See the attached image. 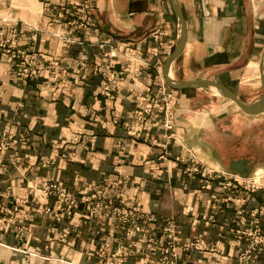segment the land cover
Returning a JSON list of instances; mask_svg holds the SVG:
<instances>
[{"label":"crops","instance_id":"1","mask_svg":"<svg viewBox=\"0 0 264 264\" xmlns=\"http://www.w3.org/2000/svg\"><path fill=\"white\" fill-rule=\"evenodd\" d=\"M177 4L185 44L172 78L211 80L243 104L256 103L263 93L264 0ZM81 6L96 32L80 26ZM6 27L19 32L17 49L42 69L19 76L22 60H12L6 45L0 49V139L12 136L0 154V264H108L97 251L102 240H118L115 215L90 218L77 203L73 216L57 221L44 213L55 206L41 190L46 181L77 198L105 185L122 190L140 211L128 220L144 228L145 212L172 220L177 264H264L256 249L241 263L248 251L244 228L255 219L245 215L264 204V191L249 195L242 218L232 199L240 188L223 194L228 201L216 200L221 183L201 181L212 172L264 175L256 154L264 144V113L248 116L210 89L175 91L164 83L163 66L181 30L169 0H0V29ZM111 70L117 81L106 96ZM161 85L175 95L171 130L164 114L140 118L147 89ZM190 160L201 174L184 173ZM140 245L123 251V264L146 263Z\"/></svg>","mask_w":264,"mask_h":264},{"label":"rangeland","instance_id":"2","mask_svg":"<svg viewBox=\"0 0 264 264\" xmlns=\"http://www.w3.org/2000/svg\"><path fill=\"white\" fill-rule=\"evenodd\" d=\"M0 33H2V36L0 37V49L4 48V45H6L7 46L6 48L9 51L8 55H10V58L12 60H19V59L22 60L19 66V69H20L19 76H25L24 78H26L27 76H30V75L32 76L37 75L38 72L42 69L41 64H36L33 58H30L29 56L28 57L25 56V53H26L25 51H21L17 49L18 47L17 40H18L19 32L17 30H14L12 27H6V31H3L2 29H0ZM15 58H18V59H15ZM82 67H85L84 63L82 64ZM26 69L28 71L27 73L26 72L24 73L23 71ZM109 72L110 74H109L108 81L103 82V90H104V85H107L109 87V92H110L111 84L115 83L117 79L112 82V80L110 79V75H111V72H114V71L111 70ZM109 92H108V96H109ZM207 92H210V91H207ZM105 95H106V92H105ZM144 104L145 102H143V106ZM144 117H145L144 115L140 114V118H144ZM262 135L264 136V128L262 129ZM11 137L12 136H6L5 134H3L0 139V144L3 143V141L6 139L10 145ZM3 152H0V154ZM256 154L257 155L260 154L261 158L264 160V144L262 145V149L258 150ZM182 162L184 163V161ZM188 164L190 165L188 167L185 166L186 168L184 170V173H186L187 175H194V176L196 174H201L200 170L202 168L194 160L193 161L190 160ZM0 173H1V168H0ZM205 176L206 177H204L203 175V177H201V181L203 182V184H205L206 187L210 186L214 182L221 183L222 185V186L218 185V187L221 188V191L219 190L218 192H215L212 194L216 200L223 199L221 197H218V195H222V197H225L224 195L226 193H231L229 190H232L231 188H233L234 190L233 185H236L237 188H240L241 190L240 192H236L238 191V189L237 190L235 189L234 192L236 193L235 195L237 198L232 197V199L233 200L238 199V202H237L238 205H236V208L238 206L237 215L242 218H243L242 207L246 204L249 198V195L256 191H264V175H261V173H259V175L257 176H250V178H242L238 176H226L224 174L213 173V172ZM44 183L45 182L41 184V190H42V185ZM227 184H230V188L226 187ZM222 188L224 189L223 191H222ZM99 192L103 195V197H101L102 199L93 200V201H90L89 203H80V198L75 197L73 194L72 196L76 198L77 203L84 204L86 206L87 214L90 218H96L97 216L111 218L113 215H115V222H117V226L120 228L121 234L118 240L116 238H113V240H109V241L102 240L100 242L99 249L97 251V256L100 258L101 261L104 260L105 262H108V264H123L125 263V256H123V251L127 247L135 248L134 244L135 246L136 244H139V245L141 244L140 246H145V262H146L145 264H150V262H152L153 264H177L178 263V259L176 256L177 241L175 240V237H174L177 234V230L172 220L163 219V218L158 219L154 217L152 213L145 212V228H144L143 224H140L136 221L132 222L131 220H128L129 216L140 214V211L138 210L139 209L138 206H135L132 203L126 202L127 200L124 199L125 195L122 190L118 192L117 189L115 190L113 186L105 185V186L100 187V189H96V190H92L88 192L86 194V197L93 195V194H98ZM110 194L112 195V197L110 196ZM53 198L55 199V197ZM260 198L264 200V193L260 195ZM116 199L119 200V202H117V205L115 206ZM227 199H228L227 197L224 198V200L228 201ZM126 203H128V205H125ZM99 204L102 207L100 209H96L95 211H93L94 207ZM55 206H56V199H55ZM54 207H46V208L53 209ZM45 209H44V213H45ZM74 209H73V213L71 216H73L74 214ZM245 212H248V211H245ZM249 214L254 216L255 219L252 220V218H250V221L251 220L253 221L251 223V226L248 224V226L246 225V227L244 228V232L245 234H247L245 236L247 241L244 242V245L245 247H247V249L253 248L256 245V251L258 253H263L264 252V231H263L264 230V204L260 208L253 210L252 214L251 212H248L246 213L245 216L247 217L249 216ZM46 215H50V214H46ZM71 216H64L60 220H57L55 218V220L61 221L64 218H68ZM153 220L155 222H153ZM135 227H140L141 230H143V232L133 233L132 236H126L127 230L131 231ZM260 230H261V233L260 235H258V232ZM150 232L157 233V238H154V237L149 238L147 234ZM143 235L145 238L142 237ZM135 237H137L136 240H134ZM258 238L260 239L262 238L261 243H259ZM255 240H256V244L254 243ZM104 244H108L109 247L104 248L103 249L104 253H102L101 249ZM115 246L116 248L114 249ZM251 259H253V256H251L250 254L243 255L241 256V263L249 262L251 261Z\"/></svg>","mask_w":264,"mask_h":264},{"label":"built area","instance_id":"3","mask_svg":"<svg viewBox=\"0 0 264 264\" xmlns=\"http://www.w3.org/2000/svg\"><path fill=\"white\" fill-rule=\"evenodd\" d=\"M78 13L80 14L79 20L81 22L80 26L85 28L93 29L95 30V25L92 22L89 12L86 7L81 6L79 9H77ZM2 36V33H0V37ZM154 41L158 42V45L163 48L161 40H160V34L154 35L153 37ZM163 51L166 52V50L163 48ZM171 52V46L168 47V55ZM84 66V65H83ZM27 69L23 72L27 73ZM110 79L115 81L117 79V76L114 72H111ZM104 90L106 92V95L108 96L109 87L107 85H104ZM147 93H149L148 97L142 98V101L145 102L142 110L141 115L149 116L151 114L157 113V114H164L165 116V124L164 127L167 130L171 129L170 122L173 119L174 113H173V103L175 102V95L173 91L168 90L164 85L159 86L156 88L154 92H151L147 89ZM9 146L8 141L5 139L3 143L0 144V152L5 151ZM228 188H230V184H227ZM42 191L43 193L48 197H55L56 199V206L52 208H46L45 213L52 215L57 220H60L64 216H71L73 213V209L75 208V205L77 203V200L72 194L60 183H49L45 182L42 185ZM99 192L98 194H93L90 196L83 195L80 198V203H89L93 200H100L102 199L103 195ZM102 206L96 205L93 209L95 211L96 209H100ZM257 224V222H256ZM264 231V230H263ZM143 230H141L140 227H135L133 230H127L126 236H132L133 233H142ZM261 230L258 232V235H260ZM250 235V234H248ZM262 239V238H261ZM260 238H258L259 243H261ZM256 244V240L254 241ZM109 247L108 244H104L102 246L101 252L104 253L103 249ZM256 249V245L253 248H249L248 251H246V254H250L252 250Z\"/></svg>","mask_w":264,"mask_h":264},{"label":"water","instance_id":"4","mask_svg":"<svg viewBox=\"0 0 264 264\" xmlns=\"http://www.w3.org/2000/svg\"><path fill=\"white\" fill-rule=\"evenodd\" d=\"M169 1L171 3L175 15L178 18L181 30L177 43L163 66L162 75H163L164 83L170 89L175 91H183L189 89H216L221 94L220 97L226 98L229 101H231L245 115L257 116L264 113V72L261 75V86L263 90L262 96L256 103L252 105L243 104L231 90L214 81L199 80V81H191V82H182V81H176L172 78L170 74V67L172 63L176 60V58L180 55L181 51L183 50L185 44V25H184L183 16L181 14V10L177 4V0H169Z\"/></svg>","mask_w":264,"mask_h":264},{"label":"bare ground","instance_id":"5","mask_svg":"<svg viewBox=\"0 0 264 264\" xmlns=\"http://www.w3.org/2000/svg\"><path fill=\"white\" fill-rule=\"evenodd\" d=\"M212 90L217 96H221V94L216 89H210Z\"/></svg>","mask_w":264,"mask_h":264}]
</instances>
